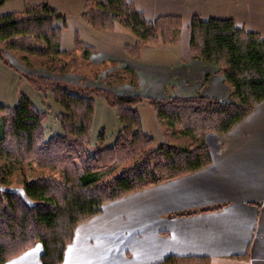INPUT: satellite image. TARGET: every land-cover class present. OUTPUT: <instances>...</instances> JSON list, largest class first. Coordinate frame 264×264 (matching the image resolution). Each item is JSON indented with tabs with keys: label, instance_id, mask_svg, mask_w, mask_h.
Here are the masks:
<instances>
[{
	"label": "trees",
	"instance_id": "trees-1",
	"mask_svg": "<svg viewBox=\"0 0 264 264\" xmlns=\"http://www.w3.org/2000/svg\"><path fill=\"white\" fill-rule=\"evenodd\" d=\"M6 1L9 0H0V7ZM61 18L45 2L26 6L19 13L0 15L1 49L22 52L20 58L28 66L41 65L52 72H68L74 64L75 52L63 53L59 49L60 31L53 23ZM81 18L98 31L111 32L115 25L122 27L135 38L133 46L124 47L125 55L132 58L138 56L143 46L158 42L170 44L180 26V18L175 16L159 17L153 23H146L142 14L124 0H86ZM188 31L190 56L219 68L234 101L225 104L195 96L149 102L159 121L169 127L180 125L182 132L193 139L189 148L169 144L152 148V140L140 129L137 112L130 107L134 99L110 96L122 124L120 135L113 146L97 149L86 163L80 162L78 171L74 161L86 154L84 143L89 137L92 117L90 98L80 96L68 89L69 86L50 85L52 99L62 109L61 123L65 131L47 140L43 139L41 128L43 116L29 100L21 97L14 107L0 106V113L8 114V118L0 119V151L7 146L6 130H12L28 147L38 149V162L73 168L66 174L65 184L46 180L23 184V195L31 206L0 191V264L21 255L34 243H39L43 249L41 264H59L75 228L98 215L104 204L209 166L211 155L202 143L203 135L230 132L264 101V40L259 35L236 27L230 20L200 21L197 17L191 19ZM83 51L85 57L92 53L89 48ZM25 55H35L42 60L35 65ZM63 58L71 61L63 62ZM126 76L127 80L122 82H131V73L127 72ZM28 79L38 92L39 82H49L30 76ZM124 162L129 163L120 173L101 181L100 173L108 169L107 165ZM62 172L65 175V171ZM186 214L189 213L175 216Z\"/></svg>",
	"mask_w": 264,
	"mask_h": 264
},
{
	"label": "crops",
	"instance_id": "crops-1",
	"mask_svg": "<svg viewBox=\"0 0 264 264\" xmlns=\"http://www.w3.org/2000/svg\"><path fill=\"white\" fill-rule=\"evenodd\" d=\"M124 1L149 24L165 16L179 17L183 27L193 17L200 21L230 20L264 40V0ZM39 3L44 2L9 0L0 7V15L19 13ZM60 15L62 18L53 23L60 31V51L78 53L79 44L94 52L90 57L93 65L101 58L100 62L110 63L108 70L131 69L139 82V95L163 99L170 96L165 88L171 86V96L200 93L222 103L233 101L218 68L191 59L188 27L185 40L141 47L132 58L124 53L125 46L135 43L130 34L115 27L113 32L120 36L96 31L81 17L84 24L79 20L70 29L66 17ZM104 40L119 43V58L112 53L113 47L99 51L95 43L103 41L104 46ZM9 53L6 49L0 53V106L14 107L21 97L31 101L29 96L37 95L29 76L49 82L93 81L78 79L75 73L62 79V75L28 66ZM23 84L26 93L20 89ZM205 140L210 166L104 204L99 215L77 226L59 264H161L170 258L198 264H264V102L229 133L207 134ZM218 206L217 210L201 211ZM189 211L190 215L175 216ZM41 255L42 248L35 246L3 264H41Z\"/></svg>",
	"mask_w": 264,
	"mask_h": 264
},
{
	"label": "rangeland",
	"instance_id": "rangeland-1",
	"mask_svg": "<svg viewBox=\"0 0 264 264\" xmlns=\"http://www.w3.org/2000/svg\"><path fill=\"white\" fill-rule=\"evenodd\" d=\"M37 1L47 2L49 6H52L55 9H57V11H59L60 14L66 17L67 22L69 23L70 29L72 27L73 28L76 27L77 22H79V20L81 19L80 17H81V12L83 10L84 0H37ZM80 22H81L80 24L82 25L84 24L82 23L81 20ZM184 25L185 27H183V23L180 20L179 30L172 35L171 43L167 44L168 46L171 44H174L176 41L185 40V34L188 32L187 27L189 28V25L188 24H184ZM79 26L80 25H78L77 30L79 31V35H81ZM115 30L122 31L127 34V32L124 31V29H122V27L118 25H115ZM101 32H104V31H101ZM107 32L108 31H105V33ZM111 33H114L113 35L116 34L113 31H111ZM115 36H120V35H115ZM81 39L82 41L84 40L86 41V38L83 39L81 37ZM123 41H125L126 43L128 40L125 38L123 39ZM115 44L116 45H114L112 41L110 42L105 41L104 46H103V41L95 43L96 47L100 49L99 51H104L106 47H109V48L113 47L111 50L112 53L116 54V58L118 55V58H119V55L122 54V51H119V46H118L119 43L117 42ZM157 45L162 46L165 44L158 42L156 46ZM188 47H189V44H188ZM78 49H79L78 53L76 52L72 58V60L74 61V64H72L73 69L72 68L69 69L68 72L67 71L65 72V70L61 72H52L45 68L44 69L52 74L62 75L61 76L62 79L69 78L66 74L75 73L76 76L79 77L78 79H80L81 77L89 78L91 81L93 80L92 82H64V81L62 82L61 81L60 82H54V81L39 82L38 87L40 88V91L39 92L37 91V95L29 96V99L31 100L30 103L33 104L34 107L38 110V112L41 113V116H43L41 128L43 130L44 140L61 136L62 133H64L65 131L61 123L62 109L52 99V95L50 92V85L52 86L54 84H58V85L61 84V85L69 86L68 89L71 88L72 91L76 92L80 96L88 97L92 100V105H91L92 106V117H91V124L89 128V137L85 138L86 141L84 143L86 144L85 145L86 154L82 155L78 161L77 160L74 161L75 162L74 164L77 167L78 171H80V165H79L80 162L86 163L88 158L92 157L94 155L95 150L97 149H103V148H108V147L113 146L116 143L118 136L120 135L122 124L118 117L119 115H118L117 108L113 106V103L110 101V96L129 97V98L134 99V103L130 107H132V109L137 112L139 116L140 129L146 137L152 140V145H150L152 146V148H157L163 144H169V145H173L177 147H187V148L193 145L192 144L194 143L193 139L186 136L182 132L180 125H176V127H169L165 122L159 121L158 118L156 117V113L154 109L151 107L149 102L150 101L165 102V101H170L171 99L190 98V97H195V96H201L200 93H196L195 95H191L188 97L171 96L173 95V88L171 86H167L165 88V91L170 96H165V98L163 99L147 98L145 96H142L136 93V90L138 89V86H139V82H137V78L135 77L131 69L122 67L120 69L108 70V68L111 66L110 63H107L105 61L100 62L99 59L101 58L99 57H98L99 58L98 61L95 62V65H93L90 57L92 56V54H94V52L89 54V56L85 57L86 56L85 52L82 50L86 49V47L81 48V46L78 44ZM2 50L4 49H1V51ZM8 51L10 52L9 55L15 56L16 58H20L23 54L22 52H19V51H10V50ZM25 56H27L30 62L35 65L38 64L40 60H42V58L35 56V55L34 56L25 55ZM191 59L193 58L191 57ZM67 60H70V59L63 58V62L64 61L67 62ZM36 67H41V65H38ZM127 72L131 73V75L135 79V82H132L133 81L132 77H130L131 82H122L123 80H127V76H126ZM218 73H219V68H218ZM30 77H33V76H30ZM36 78L40 79L41 81V77L37 76ZM20 89L21 91H24L26 93L25 84L21 85ZM129 92H132V94L127 95V93ZM230 99L233 100L231 97ZM230 103H234V101H231L225 104H230ZM3 116L4 115L0 113V119ZM5 116L6 118H8V114H6ZM207 134H218V133H207ZM207 134L203 135L202 143H204L207 150L209 151V147L205 140V137ZM68 137L72 138L71 136H68ZM18 138L20 139V137H15L13 135L12 130H6V135L4 139L6 142L5 144L7 146L4 149H1L2 151H0V191L3 193H10L16 196L18 199L23 200L28 206H31L32 204L29 203V201L26 200V198L23 195V192H22L23 184L28 183V182H33V181H40V180H46L53 184H65V181L67 180L66 174L71 173L73 171V168L70 165L68 166L67 165L48 166V165L38 162L36 159V155H37L36 153L39 152L38 149L34 150L32 149L33 147H28L26 141L19 140ZM32 142L35 143V141H32ZM128 163L129 162H124L120 164L111 163L107 165L105 168L107 169L108 167V169L100 173L101 181H106V180H109L115 177L118 173L121 172L124 166L128 165ZM62 171H65V175L63 174ZM186 175H183V176H186ZM183 176H180V177H183ZM180 177H177V178H180ZM177 178H174V179H177ZM174 179H171V180H174ZM171 180H168V181H171ZM164 182H167V181H163L160 183H164ZM185 213H189L186 215L191 214L190 211L182 212L179 214H185ZM91 219H89L88 221H90ZM88 221H85L81 224H84ZM59 226H61V223ZM35 246L41 247L39 243H34V245L28 250L34 248ZM42 254H43V249H42ZM170 260L171 261L168 263L164 262L161 264H198L197 261H193V260H183V259H175V258L170 259Z\"/></svg>",
	"mask_w": 264,
	"mask_h": 264
}]
</instances>
